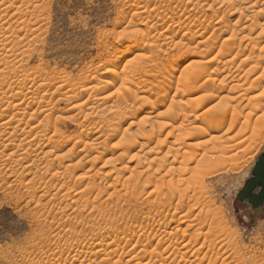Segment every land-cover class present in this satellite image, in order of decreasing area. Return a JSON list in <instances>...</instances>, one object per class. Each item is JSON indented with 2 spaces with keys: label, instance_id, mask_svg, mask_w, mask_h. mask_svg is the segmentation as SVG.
Instances as JSON below:
<instances>
[{
  "label": "rangeland",
  "instance_id": "1",
  "mask_svg": "<svg viewBox=\"0 0 264 264\" xmlns=\"http://www.w3.org/2000/svg\"><path fill=\"white\" fill-rule=\"evenodd\" d=\"M0 10V112L14 117L9 130L0 119V264H197L207 252L203 264H264V212L237 200L264 152V0H0ZM203 83L213 101L192 94ZM175 100L189 104L176 124ZM221 111L230 121L211 127Z\"/></svg>",
  "mask_w": 264,
  "mask_h": 264
},
{
  "label": "bare ground",
  "instance_id": "2",
  "mask_svg": "<svg viewBox=\"0 0 264 264\" xmlns=\"http://www.w3.org/2000/svg\"><path fill=\"white\" fill-rule=\"evenodd\" d=\"M256 1L258 2V0H256ZM2 2H3V1H2ZM2 10H3V9H2ZM2 10H0V11H2ZM6 10H7V9H5V7H4L3 12L6 11ZM16 13H17V11H16ZM20 13H21V12H20ZM0 27L3 28L4 26H0ZM0 29H1V28H0ZM1 30H2V29H1ZM1 30H0V32H1ZM7 33H8V32H7ZM1 34H2V33H1ZM1 34H0V35H1ZM4 34H5V33H4ZM3 36H4V35H3ZM8 38H9V37H8ZM2 39H3V38H2ZM2 39H1V40H2ZM5 39H6V38H5ZM4 41H5V40H4ZM0 43H2V42L0 41ZM4 43H6V42H4ZM4 47H5V46H4ZM0 50H1V49H0ZM120 52H122L121 49H119V52H118V53L121 54ZM1 55H2V53H1ZM5 58H6V57H5ZM3 60H5V59H3ZM0 61H1V60H0ZM116 61H117V58H116L115 56H113V57H110V58L104 59L103 63H104L105 66H112ZM7 62H8V61H7ZM169 62H170V63H171V62L173 63V67H172L173 69H172V70H176V69L179 67L180 63H181V62H177V60H170ZM206 62H207V61H206ZM4 63H5V62H4ZM9 63H10V62H9ZM9 63H8V64H9ZM18 63H19V62H18ZM199 63H200V62H199ZM0 64H1V62H0ZM8 64H7V65H8ZM14 64H15V63H14ZM202 64H205V62H203ZM202 64H201V65H202ZM199 65H200V64H199ZM205 65H206V64H205ZM205 65H202V66H204V68H205ZM202 66H201V67H202ZM208 66H209V65L206 66L207 69L205 68L207 71L209 70V67H208ZM199 67H200V66H199ZM204 68H203V70H204ZM20 69H21V68H20ZM107 70H108V69H107ZM110 70H113V69H110ZM110 70H109V71H110ZM201 70H202V69H201ZM10 71H11V70H10ZM12 71H14V70H12ZM109 71H108V72H109ZM207 71H205V72L207 73ZM106 72H107V71H106ZM110 72H112V71H110ZM206 73L203 74V75H201V76L196 74V75L198 76L197 78H198L199 80H201L200 78H203L204 75H206ZM191 75L194 76L195 80L197 79V78L195 77L194 73H192ZM191 75L189 74V76H191ZM186 76H188V75H186ZM189 76H188V78L185 77V81H184V82H186V83H184V84H185L184 87H185V86H189V84H190V82H189V81H190V80H189ZM193 76H191V78H192ZM8 79H9V78H8ZM198 79H197V81H198ZM9 80H10V79H9ZM191 80H192V79H191ZM3 81H4V80H3ZM4 82H5V81H4ZM192 82H193V81H192ZM195 82H196V81H195ZM2 83H3V82H2ZM192 84H193V83H192ZM208 84H209V83H203V84L201 85L200 89H194V91H191L192 94L195 93L197 90H203V91L205 92V94L203 93V95H204L203 97L206 99V101H207V97H209V99H211V100H212V99L214 100V99L216 98V95H215L213 92H211V93H212V94H211V93L209 92V90H207V89H208ZM10 86H11V85H10ZM181 86H183V83H182ZM237 87H238V88L240 87V89H241V85H240V86H237ZM185 88H187V87H185ZM182 89H183V88H182ZM222 89H223V88H222ZM232 89H233V88H232ZM235 89H236V88H235ZM10 90H11V89H10ZM223 90H224V89H223ZM236 90H237V89H236ZM188 91H189V90H188ZM240 91H241V90H240ZM189 92H190V91H189ZM186 93H187V92H186ZM186 93L183 92V94H186ZM186 95H187V94H186ZM25 96H27V95H25ZM203 97L201 96L202 99H203ZM11 98H12V100L15 99V98H16V99H17V98L20 99V102L18 101L20 104H19L18 102H17V103H18V106L20 107V110H21V106H20V105H21V93L13 94ZM23 98H24V96H23ZM28 98H29V97H28ZM28 98H27V99H28ZM18 99H17V100H18ZM205 99H203L204 102H206ZM209 99H208V101H209ZM8 100H9V99H8ZM17 100H16V101H17ZM100 100H101V99H100ZM211 100H210V101H211ZM213 100H212V101H213ZM23 101H24V100H23ZM172 101H173V100H172ZM201 101H202V100H201ZM188 102H190V101H188ZM198 102H200V101L198 100ZM17 103H16V105H17ZM171 104H172V105H170V106H173V107H172V110H173L174 112L171 111V110H168V111H170V112L172 113V114H170V115L173 116V117H170V118H171V119H170V121H171L170 123H172V122H173V123L176 122L175 120H177V119H178L179 117H181V116H184L185 119H187V118L189 117V116H187V115L185 114V108L189 106L188 103H186V102L183 101V100H178V101L175 100L174 102H171ZM219 104H220V103H217V104L214 105V106H218ZM13 105H15V104H13ZM32 105H33V104H32ZM174 105H175V106H174ZM214 106H213V107H214ZM19 107H17V108H19ZM26 108H27V107H26ZM169 108H170V107H169ZM214 108H215V107H214ZM216 108H218V107H216ZM170 109H171V108H170ZM186 109H187V108H186ZM211 109L214 111L213 108H211ZM211 109H209L208 111H210ZM17 110L19 111V109H17ZM5 113H6V112H5ZM5 113H4V111H1V112H0V119H1V118H2V119L4 118V120L1 121V126H2V128L5 127V129H6V128H10V129H11L10 126H11V122L13 121L14 117L11 115V116L9 117L10 119L7 118V119H8V120H7V119H5V116L7 117V115H6ZM173 113H174V115H173ZM207 113H209V112H207ZM210 113H211V112H210ZM121 114H122L123 116H126V112H125V111H123ZM166 114H167V113H166ZM212 114L214 115V119H215L214 123L212 124L211 121L208 119V121H210V123H211V124H210L211 127H213L212 125L215 124L216 126H219V127L221 128V126H223L227 121H230V120H228V119L226 118V116H225V114H226L225 111H224V112L221 111V112H218V113H215V114L212 113ZM13 115H14V114H13ZM34 115H35V114H34ZM226 115H227V114H226ZM30 116H31V115H30ZM119 116H120V115H119ZM119 116H116V117L118 118ZM116 117H115V118H116ZM16 118L18 119V117H16ZM49 118H50V117H49ZM49 118L47 117V119H49ZM115 118H114V119H115ZM117 118H116V119H117ZM44 119H45V118H44ZM44 119H43V122H44ZM47 119H45V121H48ZM116 119H115V120H116ZM20 120H21V119H20ZM20 120H16V122H17V121L20 122ZM217 120H218V122L215 123ZM49 121H50V120H49ZM41 122H42V121H41ZM108 122H109V120H108ZM20 123H21V122H20ZM20 123H19V124H20ZM39 123H40V122H39ZM44 123H45V122H44ZM46 123H47V122H46ZM46 123H45V124H46ZM110 123L113 125V124H116L117 122L115 123V121L113 120V121H111ZM19 124H17L16 126L18 127ZM45 124H43V127H45ZM47 124H48V123H47ZM174 124H176V123H174ZM49 125H50V123H49ZM49 125H48V126H49ZM107 125H108V124H107ZM112 125H111V126H112ZM116 125H117V124H116ZM161 125H162V127H161ZM161 125L158 127L159 130H161L162 128H163V130H164L165 128H168V127H169L168 129H170L171 127H173L171 124H166L165 122L162 123ZM16 126H15L14 128H17ZM41 126H42V125H41ZM111 126L109 125V127H111ZM167 126H168V127H167ZM170 126H171V127H170ZM216 126H214L213 128H215ZM112 127H113V126H112ZM114 127H115V126H114ZM114 127H113V128H114ZM160 127H161V129H160ZM176 127H177V126H176ZM176 127L171 128V131L173 132L172 129H175ZM0 128H1V127H0ZM46 128H47V126H46ZM158 128H157V129H158ZM201 128H202V127H198V129H200V130H201ZM17 129H18V128H17ZM17 129H16V131H17ZM40 129H41V128H40ZM44 129H45V128H44ZM111 129H112V128H111ZM193 129H196V130L198 131L197 128H193ZM6 130H9V129H6ZM24 130H25V129H24ZM45 130H47V129H45ZM45 130H43V131H45ZM48 130H49V129H48ZM196 130H195V131H196ZM202 130H203V129H202ZM204 130H205V129H204ZM217 130H218V129H217ZM16 131H15V132H16ZM43 131H40V132H43ZM152 131H153V132H152L151 134H144V136H143L144 139L142 138V140H145L146 137H147V138L149 139V142L151 143V139H152L153 137H150V136H154V135H155V130H152ZM171 131H170V132H171ZM191 131H192V130H191ZM193 131H194V130H193ZM197 131H196V132H197ZM211 131H212V130H211ZM213 131H215V129H213ZM28 132H29V131H28ZM170 132H169L168 136H169V135L172 136V134H170ZM198 132L200 133V131H198ZM37 133H38V132H37ZM37 133H36V135H38ZM46 133H47V131H46ZM48 133H49V132H48ZM94 133L96 134V132H94ZM17 134H18V133H17ZM25 134H26V133H25ZM30 134H31V133H30ZM9 135H10V134H9ZM15 135H16V134H15ZM27 135H28V134H27ZM40 135H41V134H40ZM0 136H1V135H0ZM10 136H11V137H9V140H10V138H12V135H10ZM192 136H193V135H192ZM16 137H17V136H16ZM18 137H19V135H18ZM28 137H29V136H28ZM44 137H46V136H44ZM51 137H52V136H51ZM51 137L49 138L50 140H47V139L44 138L45 140H47V143H48V144L46 143L47 146H48V145H51V143H52L53 146L51 145L50 147L53 148V149H56V151H57V149H60V148H63V147L66 146V145H62V144H61V145H59V144L54 145V141L52 142ZM190 137H191V136H190ZM24 138H26V137H24ZM33 138H34V137H33ZM46 138H47V137H46ZM97 138H98V137H97ZM235 138H236V137H235ZM12 139H13V138H12ZM12 139H11V140H12ZM44 139H43V140H44ZM52 139H53V138H52ZM55 139H56V138H55ZM191 139H192V138H191ZM231 139H232V138H231ZM5 140H6V139H4L3 141H5ZM17 140H19V139H17ZM17 140H16V141H17ZM37 140H38V139H37ZM96 140H98V139H96ZM177 140H178V139H177ZM16 141H15V142H16ZM121 141H122V140H121ZM132 141H133V140L131 139V137H130L129 135H125V136L123 137V142H126V143L129 142L130 145H131ZM178 141H179V140H178ZM5 142H7V140H6ZM13 142H14V140H13ZM15 142H14V144H15V145L17 144V146H18L19 144L22 145V143H24L25 141H24V142L21 141V143H15ZM18 142H19V141H18ZM29 142H30V141H29ZM165 142H166V141H165ZM2 143H3V142H2ZM25 143H26V142H25ZM27 143H28V142H27ZM7 144H9V143H7ZM7 144H6L5 147L9 148V147L7 146ZM43 144H44V143H43ZM67 144H68V143H67ZM127 144H128V143H127ZM162 144H164V143L162 142ZM0 145H1V144H0ZM10 145H11V144H10ZM12 145H13V143H12ZM12 145H11V146H12ZM15 145H14V146H15ZM21 145H19V146H21ZM44 145H45V144H44ZM142 145H144V146H143L144 148L147 147V145H145V144H140L139 147H141ZM44 147H45V146H44ZM66 147H67V146H66ZM71 147H72V146H71ZM71 147H70V148H71ZM87 147H88V146H87ZM87 147L81 148V149H79L78 151H76L75 154H77V155H74V156H77L78 158H80V160H81V158H83V157L86 158L85 156H87V155L89 154V151H88V148H87ZM230 147H231V146H230ZM232 147H233V146H232ZM11 148H12V147H11ZM11 148H10V149H11ZM19 148H20V147H19ZM94 148H96V147H94ZM94 148H93V149H94ZM156 148H157V149H156ZM156 148H155L156 150L159 149V144L156 145ZM233 148H234V147H233ZM233 148H232V149H233ZM12 149H14V148H12ZM12 149H11V150H12ZM15 149H18V147L15 148ZM93 149H92V150H93ZM26 150H27V149H26ZM89 150H91V149H89ZM27 151H28V150H27ZM49 151H50V150H49ZM69 151H71V149H70ZM141 151H142V150H141ZM15 152H16V154H17V151H15ZM15 152H14V153H11V154H15ZM29 152H30V151H29ZM31 152H32V151H31ZM53 152H54V151H53ZM151 152H152V151H151ZM151 152H150V153H151ZM42 153H43V152H42ZM71 153H72V152H71ZM91 153H92V151H91ZM91 153H90V154H91ZM140 153H141V152H140ZM140 153H139V154H140ZM47 154H48V153H47ZM90 154H89V155H90ZM139 154H138V155H139ZM147 154H149L148 151H147L146 155H147ZM65 155H66V154H65ZM89 155H88V156H89ZM138 155H137V157H140V156H138ZM140 155H141V154H140ZM29 156H30V155H29ZM33 156H34V155H33ZM143 156H144V155H143ZM20 157H21V156H20ZM63 157H64V156H63ZM141 157H142V156H141ZM141 157H140V158H141ZM22 158H23V157H22ZM26 158H27V156H26ZM26 158H25V159H26ZM69 158H70V157H69ZM84 158H83V159H84ZM88 158H89V157H88ZM142 158H143V157H142ZM144 158H146V156H144ZM7 159H8V158H7ZM27 159H28V158H27ZM43 160H44V159H43ZM72 160H73V159H72ZM74 160H75V159H74ZM93 160H94V159H93ZM93 160H92V162H93ZM95 160H96V159H95ZM162 160H163V159H162ZM165 160H166V158H165ZM21 161H22V160H21ZM42 162H43V161H42ZM78 162H79V161H78ZM80 162H81V161H80ZM31 163H33V162H31ZM49 163H50V162H49ZM33 164H34V163H33ZM33 164H32V165H33ZM47 165H48V164H47ZM52 165H53V164H52ZM79 165H80V164H79ZM30 166H31V165H30ZM31 167H32V166H31ZM113 167H114V166H113ZM46 168H47V167H46ZM76 168H77V167H76ZM36 169H37V168H36ZM47 169H48V168H47ZM50 169H53V167H50ZM137 169H138V167H137ZM25 170H26V169H25ZM58 170H60V169L58 168ZM116 170H117V169H116ZM116 170H114V171H116ZM123 170H124V169H123ZM133 170H134V169H133ZM168 170H170V169H168ZM121 171H122V170H121ZM121 171H120V172H121ZM56 173H57V172H56ZM56 173H55V174H56ZM65 173H66V172H65ZM114 173H115V172H114ZM134 173H135V172H134ZM167 173H169V172H167ZM52 174H53V173H52ZM142 174H143V173H142ZM170 174H171V173H170ZM57 175H59V174H57ZM166 175H167V174H166ZM162 176H164V175H162ZM52 177H53V176H52ZM139 177H141V176H139ZM161 179H162V177H161ZM163 179H164V177H163ZM128 180H129V179H128ZM180 180H181V179H180ZM188 180H189V179H188ZM188 180H187V181H188ZM182 182H183V181L181 180V184H182ZM114 183H115V182H114ZM88 185H89V184H88ZM61 186H62V185H61ZM178 189H179V188H178ZM181 190H182V189H181ZM171 191H172V190H171ZM176 191H178V190L176 189ZM180 192L182 193L183 190H182V191H178V193H177V197H178V198H182V197H184V196H185V195H184L185 193L183 192L184 194H181ZM64 193H65V192H64ZM56 194H57V193H56ZM178 194H179V196H178ZM81 195H82V194H81ZM83 195H84V194H83ZM85 195H86V194H85ZM182 195H183V196H182ZM79 198H81V197H79ZM62 199H63V198H62ZM181 200H182V199H181ZM181 200H180V201H181ZM72 203H73V202H72ZM66 205H67V204H66ZM192 205L194 206V204H192ZM178 207H180V206H178ZM181 207H182V206H181ZM188 208H189V207H188ZM175 209H176V208H174V210H175ZM177 210H178V209H177ZM189 211H191V210H189ZM192 211H193V210H192ZM176 213H177V212L174 213V216H175ZM180 213H181V212H180ZM172 215H173V214H172ZM176 215H177V214H176ZM174 216H173V217H174ZM184 216H185V215H184ZM188 216H189V215H188ZM171 219H172V217H171ZM184 219H187V218H184ZM179 220H180V219H179ZM192 220H193V219H192ZM190 222H191V221H190ZM180 223H181V221H180ZM213 223H215V221H214ZM216 224L220 227V225H219L218 223H216ZM217 228H218V227H217ZM218 229H219V228H218ZM208 233H209V235H208L207 233H205V235H204V238H205V239H204V240H209V242H207V243H209V245L212 246V244H214L215 241L213 242V239L211 238V235H214L215 231L209 230ZM216 233H218V232L216 231ZM216 233H215V234H216ZM220 233H221V231H220ZM170 234H171V233H170ZM170 234H169V235H170ZM171 235H172V234H171ZM191 235H192V234H191ZM194 235H195V234H194ZM198 235H199V234H198ZM173 236H174V235H173ZM192 237L195 238L194 243H196V242H197V239H198L199 237L196 238V235H195V236L192 235ZM191 240H192V238H191ZM192 241H193V240H192ZM192 241L187 242V244H185V245L182 246V247L185 248L186 245H187V247H188V245H190V244L193 243ZM227 241H229V240H226V242H227ZM224 243H225V242H224ZM113 244H114V243H113ZM204 244H205V243H204ZM204 244H202V245H204ZM111 245H112V243H111ZM192 245H193V244H192ZM106 246H108V245H106ZM112 246H113V245H112ZM112 246H110V247H112ZM158 246H159V245H158ZM218 246H219V245H218ZM226 246H227V245H226ZM98 247H99V246H98ZM108 247H109V246H108ZM193 247H194V246H192L191 248H193ZM235 247H236V246H235ZM156 248H157V247H156ZM156 248H155V249H156ZM201 248H202V247H200V249L198 248L199 250H197V252H201L200 250H203L205 247H204L203 249H201ZM211 248L213 249L214 247H211ZM226 248H227V247H226ZM97 249H98V248H97ZM100 249H101V248H100ZM186 249H187V248H186ZM103 250H105V249H103ZM109 250H111V249H109ZM109 250H108V251H109ZM114 250H115V249H114ZM207 250H208V249H207ZM207 250H206V251H207ZM210 250H211V249H210ZM213 250H214V249H213ZM105 251H106V250H105ZM152 251H153V250H152ZM157 251H158V250H157ZM181 251H182V250H181ZM204 251H205V250H204ZM208 251H209V250H208ZM139 252H140V251H139ZM142 252H144V250H142ZM197 252H196V251H195V252H194V251L191 252V251L188 250V251H186V252H184V253H187V254H190V253L195 254V253H197ZM213 252H214V251H213ZM258 252H259V251H258ZM106 253L108 254V252H106ZM136 253H137V252H136ZM153 253H154V252H153ZM184 253H183V256H184ZM205 253H206V252H205ZM207 253H208V252H207ZM207 253H206V254H207ZM240 253L242 254V252H240ZM109 254H111V253H109ZM113 254H114V253H113ZM113 254H112V255H113ZM128 254H129V253H128ZM149 254H151V253H149ZM158 254H159V253H158ZM170 254H172V253H170ZM177 254H178V252H177ZM192 254H191V256H192ZM199 254H202V252L199 253ZM206 254L203 253V255H206ZM221 254H222V253H221ZM233 254H234V253H233ZM237 254H239V253H237ZM80 255H81V254H80ZM137 255H138V254H137ZM160 255H161V254H160ZM160 255H159V256H160ZM162 255H163V254H162ZM174 255H175V254H174ZM195 255H196V254H195ZM195 255H193V256H195ZM203 255H202V259H201V258H200V259L198 258V259H199V262H198L197 264H203V262L205 263L204 260L207 258L206 256H209V254L205 256L206 258H205ZM219 255H220V254H219ZM142 256H143V255H142ZM145 256H146V255H145ZM145 256H144V257H145ZM151 256H152V255H151ZM151 256H150V259L153 258V257H151ZM154 256H156V255L154 254ZM157 256H158V255H157ZM159 256H158V257H159ZM177 256H178V255H177ZM186 256H187V255H186ZM186 256H184V259H185ZM215 256H217V254H216ZM111 257H112V256H111ZM136 257H137V256H136ZM146 257H147V256H146ZM179 257H180V256H179ZM198 257H199V256H198ZM241 257H242V256H241ZM121 258H122V257H121ZM160 258H161V256H160ZM166 258H169V257H166ZM181 258H182V257H181ZM203 258H205V259H203ZM236 258H237V257H236ZM158 259H159V258H158ZM182 259H183V258H182ZM244 259H245V258H244ZM249 259H250V258H249ZM249 259H247V260H249ZM120 260H121V259H120ZM156 260H157V258H156ZM165 260H166V259H165ZM174 260H175V259H174ZM180 260H181V259H180ZM186 260H187V259H186ZM196 260H197V258H196ZM238 260H240V259H238ZM238 260H236V261H238ZM250 260H251V259H250ZM154 261H155V260H154ZM158 261H159V262H156V261H155V262L158 263V264L161 263V262L163 263V261H161V260H158ZM172 261H173V260H172ZM197 261H198V260H197ZM215 261H216V260H215ZM242 261H243V260H242ZM244 261H246V259H245ZM151 262H152V260H151ZM151 262H150V260L148 259V262H146V264H151ZM165 262H166V261H165ZM165 262H164V263H165ZM181 262H182V261H181ZM186 262H187V261H186ZM213 262H214V260H213ZM213 262H210V263L208 262V264H214L215 262H214V263H213ZM217 262H218V261H217ZM246 262H247V261H246ZM248 262H249V261H248ZM262 262H263V261H262ZM156 263H155V264H156ZM170 263H171V262H170ZM172 263H173V262H172ZM193 263H194V262H193ZM206 263H207V262H206ZM237 263H238V262H237ZM126 264H127V263H126ZM153 264H154V262H153ZM195 264H196V263H195ZM241 264H242V263H241ZM251 264H252V263H251ZM257 264H258V262H257Z\"/></svg>",
  "mask_w": 264,
  "mask_h": 264
},
{
  "label": "water",
  "instance_id": "3",
  "mask_svg": "<svg viewBox=\"0 0 264 264\" xmlns=\"http://www.w3.org/2000/svg\"><path fill=\"white\" fill-rule=\"evenodd\" d=\"M237 200L249 205L257 215L264 212V152L257 159L251 176L239 191Z\"/></svg>",
  "mask_w": 264,
  "mask_h": 264
},
{
  "label": "flooded vegetation",
  "instance_id": "4",
  "mask_svg": "<svg viewBox=\"0 0 264 264\" xmlns=\"http://www.w3.org/2000/svg\"><path fill=\"white\" fill-rule=\"evenodd\" d=\"M254 213H256V212L254 211Z\"/></svg>",
  "mask_w": 264,
  "mask_h": 264
}]
</instances>
